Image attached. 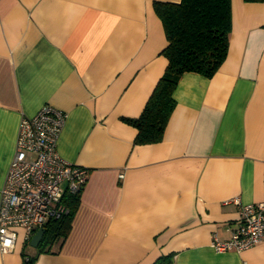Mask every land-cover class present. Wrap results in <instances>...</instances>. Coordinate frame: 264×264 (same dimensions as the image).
Segmentation results:
<instances>
[{
	"label": "crops",
	"instance_id": "0c3cea01",
	"mask_svg": "<svg viewBox=\"0 0 264 264\" xmlns=\"http://www.w3.org/2000/svg\"><path fill=\"white\" fill-rule=\"evenodd\" d=\"M155 1L0 0V191L18 125L43 104L64 111L57 152L89 168L71 228L50 251L15 227L0 264H264V242L216 251L239 204L264 198V1L231 0L225 58L183 72L162 138L135 141L164 72Z\"/></svg>",
	"mask_w": 264,
	"mask_h": 264
},
{
	"label": "built area",
	"instance_id": "2783aa9c",
	"mask_svg": "<svg viewBox=\"0 0 264 264\" xmlns=\"http://www.w3.org/2000/svg\"><path fill=\"white\" fill-rule=\"evenodd\" d=\"M67 114L48 103L34 115L23 116L18 125L15 149L0 191V253L15 244V227L25 229L29 239L50 218L68 211L64 198L79 196L89 177V168L65 160L57 141ZM239 204V220L225 240L212 234L211 246L218 252L241 251L264 242V198Z\"/></svg>",
	"mask_w": 264,
	"mask_h": 264
},
{
	"label": "trees",
	"instance_id": "16d2710c",
	"mask_svg": "<svg viewBox=\"0 0 264 264\" xmlns=\"http://www.w3.org/2000/svg\"><path fill=\"white\" fill-rule=\"evenodd\" d=\"M153 6L167 39L162 50L167 65L140 114L124 118L136 128L135 141L138 143H154L162 138L175 105L172 92L183 72L194 71L206 77L216 72L226 56L231 29V0L155 1ZM78 200L77 195L64 198L68 211L46 222L39 247L50 251L56 238H66ZM172 257V253L161 256L152 264H170ZM27 262L31 264L32 259Z\"/></svg>",
	"mask_w": 264,
	"mask_h": 264
},
{
	"label": "water",
	"instance_id": "95a60500",
	"mask_svg": "<svg viewBox=\"0 0 264 264\" xmlns=\"http://www.w3.org/2000/svg\"><path fill=\"white\" fill-rule=\"evenodd\" d=\"M44 231H45L44 227H41L35 231V233L31 236V239L29 242L31 246H34V247L38 246V244L40 243L44 235Z\"/></svg>",
	"mask_w": 264,
	"mask_h": 264
}]
</instances>
